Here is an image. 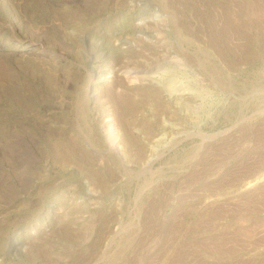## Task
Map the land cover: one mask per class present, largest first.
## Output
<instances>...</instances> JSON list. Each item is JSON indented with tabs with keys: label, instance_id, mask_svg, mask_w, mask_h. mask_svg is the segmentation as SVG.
Returning <instances> with one entry per match:
<instances>
[{
	"label": "rangeland",
	"instance_id": "obj_1",
	"mask_svg": "<svg viewBox=\"0 0 264 264\" xmlns=\"http://www.w3.org/2000/svg\"><path fill=\"white\" fill-rule=\"evenodd\" d=\"M0 264H264V0H0Z\"/></svg>",
	"mask_w": 264,
	"mask_h": 264
}]
</instances>
